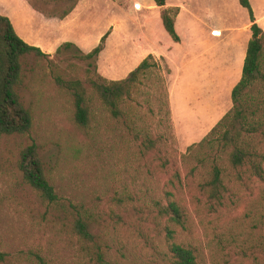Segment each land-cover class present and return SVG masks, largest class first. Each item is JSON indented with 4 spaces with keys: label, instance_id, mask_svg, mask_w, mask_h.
Returning <instances> with one entry per match:
<instances>
[{
    "label": "rangeland",
    "instance_id": "374dc122",
    "mask_svg": "<svg viewBox=\"0 0 264 264\" xmlns=\"http://www.w3.org/2000/svg\"><path fill=\"white\" fill-rule=\"evenodd\" d=\"M249 1L255 22L264 31V0ZM29 2L49 15L60 14L68 6L49 0ZM167 5L179 6L180 41L170 46L180 71L184 67L179 77L174 71L177 66L166 57L167 39L155 25L160 8L153 0H81L80 25L75 29L91 40L108 32L103 50L92 61L106 78H123L147 54L159 64L176 120L171 118L174 140L161 152L162 159L171 158L167 167L158 165L154 153L139 152L141 138H132L99 101L92 107L95 128L84 133L74 121L71 99L47 75V61L35 66V59L27 58L19 93L24 105L32 107V128L28 135L0 137V251L9 253L13 264H91L66 222L44 210L22 182L16 161L31 140L49 170L56 194L82 203L105 220L101 234L116 264L163 263L169 243L165 227L173 225L157 216L154 200L164 204L166 190L174 191L185 208L186 229L176 228L173 240L194 247L197 264H264L262 245L252 247V255L243 261H237L230 249L232 236L239 244L243 239L247 245L259 244L262 230L253 224L264 205V182L255 178L244 184L230 181L229 191L234 195L214 212L198 191L209 169L208 145L199 143L230 109V91L238 81L233 79L237 74L227 78L226 70L216 67L214 60L234 66L241 51L234 42L250 37L247 10L238 0H169ZM0 7L14 6L12 0H0ZM79 53L72 47L63 53L70 56L68 62L55 61L62 68L70 64L81 72L86 63L73 57ZM32 76L36 81L27 88ZM151 83L149 78L147 84ZM156 108L153 115L143 116V124L150 132H163L159 124L163 114ZM186 135L192 137L180 141ZM218 161L228 166L225 153ZM174 170L181 183L170 185Z\"/></svg>",
    "mask_w": 264,
    "mask_h": 264
},
{
    "label": "trees",
    "instance_id": "16d2710c",
    "mask_svg": "<svg viewBox=\"0 0 264 264\" xmlns=\"http://www.w3.org/2000/svg\"><path fill=\"white\" fill-rule=\"evenodd\" d=\"M49 2L57 6L68 3L64 11L58 14L59 17H64L76 6L78 0ZM153 2L161 8L156 19L157 27L165 38L178 42L180 38L175 27V17L179 7H165L166 0ZM238 3L247 10L251 22L241 75L230 91V109L199 143L206 142L208 145L209 169L204 179L198 183V191L205 197V206L213 212L224 206L226 198L234 195L235 192L229 191L230 181L244 184L255 178L264 182V31L255 22L250 1L238 0ZM107 34L105 32L98 44L88 52H83L74 43L66 41L51 55L23 41L15 32L10 19L0 14V137L28 135L32 128V107L24 105L19 93L25 79L26 60L32 56L36 61L35 66L47 61V75L71 99L74 121L84 133L89 134L95 128V112L92 107L95 101H99L108 116L120 122L132 138H141L137 144L139 152L154 153L153 157L159 161L158 165L167 167L171 158L166 156L162 159L161 152L174 140V134L168 90L165 80L159 76V64L148 54L123 78L109 79L100 75L92 61L103 50ZM72 47L80 52L73 57L86 63L81 72L74 70L70 64L64 68L59 64L61 61H69L70 56L64 57L63 53ZM149 78L151 84H147ZM35 81L36 77L32 76L25 84L26 87L32 86ZM144 106L146 109L141 111ZM155 107L157 112L163 114V118L159 119L163 132H150L143 124V116L156 113ZM224 153L228 166L218 161ZM16 166L21 172L22 182L29 188L37 203L66 222L76 235L80 250L91 264H116L101 234L106 226L105 220L82 203H74L56 194L50 182L49 170L38 155L37 145L33 140L19 151ZM229 175L232 179L228 178ZM174 182L181 183L177 170L170 175L169 184L173 185ZM164 197V204L154 200L157 216L166 217V221L173 225L165 227V239L169 243L162 264H197V250L173 240L176 228L186 229L185 208L175 198L174 191L166 190ZM254 223V228L262 230L259 244L247 245L244 239L239 244L234 236L231 237L230 249L237 261H243L252 255V247H264V205ZM0 264H13L9 253L0 251Z\"/></svg>",
    "mask_w": 264,
    "mask_h": 264
},
{
    "label": "crops",
    "instance_id": "0c3cea01",
    "mask_svg": "<svg viewBox=\"0 0 264 264\" xmlns=\"http://www.w3.org/2000/svg\"><path fill=\"white\" fill-rule=\"evenodd\" d=\"M167 2H169V0H166V6L165 7L169 6V5H167ZM12 3H13L14 7H11L8 9H4V8L0 7V14L5 15L10 19L15 32L23 41H25L26 43H28L30 45H33V46L40 48V50L44 53L53 54L55 52L56 48L61 43L66 42V41H70V42L74 43L83 52H88L95 45H97L99 40H100V35H97V37L94 40H91L87 35L83 34L82 31H80V32L75 31V29L78 27V25H80V16L82 15V12L80 9L81 0H78L76 6L68 14H66L64 17H59L58 14H50L49 15L47 12L41 11L40 9H36L35 7L32 6V4L29 2V0H12ZM170 6H173V5H170ZM156 7H158V6H156ZM158 8H160V7H158ZM157 17L158 16H156L154 18L155 25H156ZM111 24H112V21H110L108 26H110ZM156 27H157V25H156ZM175 27H176V31L179 35V38H180V34L178 32V26L176 23V17H175ZM158 30H159V28H158ZM159 33H161L163 35L161 30H159ZM166 39H167L166 41L168 44V45L166 44L167 45L166 51H165L166 55H167L166 57L172 63H175V66H177L176 68H174V71L177 73V76L179 77L181 75L180 72H182L184 67H182L181 71H180V68H179L180 66L177 65L178 57H177V55L172 54V52L170 50V46L179 43L180 40L178 42H172V41H170V39H168V38H166ZM248 39L244 42H241V40H236V42H234L239 47H241V51L239 53V57L237 59L235 58L236 60H234V66L232 65V68L231 67L228 68V66H227L229 61L225 60L222 62H220V61L216 62L214 60L216 67H218L221 71L226 70V73H227L226 77L227 78L231 79V78H233V76L235 74H237V76L235 75L236 77L233 79H235V80L239 79V77L241 75V68H242V64H243V59H244V55H245V48H246V44H247ZM228 41H229L228 44L232 43L230 40H228ZM195 52L196 51H194L193 54ZM147 53H150V51H147ZM192 63H194V62H192ZM214 63L211 64V62H210V65L213 69H214ZM188 70H190V69H188ZM232 86H234V85H232ZM169 100H170L171 118H172V120H175L174 105L172 102V95L171 94L169 96ZM196 132H197L196 128L193 129L192 136L195 135ZM192 136H187L185 139L182 138L180 141L184 142Z\"/></svg>",
    "mask_w": 264,
    "mask_h": 264
}]
</instances>
